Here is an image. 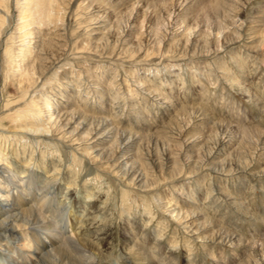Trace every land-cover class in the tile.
<instances>
[{
  "label": "rangeland",
  "instance_id": "1",
  "mask_svg": "<svg viewBox=\"0 0 264 264\" xmlns=\"http://www.w3.org/2000/svg\"><path fill=\"white\" fill-rule=\"evenodd\" d=\"M93 1L97 5L89 9L84 0H60L58 6L53 5L56 11L50 21L45 25L30 26L42 29V41L39 40L46 46L50 45L47 53L55 51V56L59 57L57 61L51 60L46 64L44 76L52 75L64 63L73 73V84L66 93L54 91V80L52 85H45L43 93L37 91L33 96L42 94L45 98L49 95L68 118L72 117L74 110L76 112L65 129L73 134L70 137L74 140L67 143L52 136L43 126L36 128L37 132L22 131L26 135L22 137L24 143L30 139L41 142L32 159L41 160V154L52 155L56 147L60 157L57 158L62 164L60 170L71 164V173H68L76 172L77 183L73 185L75 200L86 212L90 211L89 206L91 209L97 207L93 214L95 224L90 227V232L93 236L100 228L97 233L104 236L101 245L93 244L106 257L101 264H264V175L251 174L264 173V0H222L223 5L221 2L218 10L213 8L217 0ZM20 2L7 0L6 10L0 9V15L6 22L0 31V125H4L0 126V143L5 152L11 150L16 156L28 160V155L33 152L31 148L30 152L27 148L24 156L23 152L20 153L22 145L11 144L10 137H3L14 130L9 119L3 116L8 110L4 104L8 100L15 101L11 106L15 108L29 103H22L21 96L15 98V88L5 74L8 68L4 49L9 38L15 42L12 49L22 39L16 34ZM97 6L113 12L109 22L112 27L105 30L108 35H104V40L88 35V29L92 27H88V22L97 14ZM57 8L59 20L55 19ZM89 38L95 40L90 41ZM33 56H29V60ZM29 60L26 58L24 63ZM24 63L21 64L22 69ZM150 69L159 71L151 73ZM66 72L59 70L58 77L63 83L69 79H63ZM50 91L54 93L50 94ZM43 103L44 99L39 101L41 111L47 110L43 113L45 121L54 113V106L46 107ZM52 117L44 122L45 126L55 121L56 114ZM82 121L84 126L78 127ZM98 121L104 122V132H110L109 136L114 138L108 137L103 144L104 154L94 157L86 144L91 141L87 142L90 136L85 133ZM121 145H126V148H121ZM125 153L131 154L132 159L126 162ZM73 158L79 161L72 163ZM117 165L122 167V171ZM44 167L43 162V170L39 172L42 179L50 171ZM216 172L226 175L220 178L223 187L214 186L218 181L215 180ZM60 182L63 189L57 191L56 197L52 196L58 210L52 215L46 208L43 210L45 219L56 231H63L61 227L65 220L70 226L63 236V243L86 233V227H82L81 223L85 222H80L79 216L75 218V212H69L67 201L74 202L65 199L70 189L66 190L63 181ZM33 191L36 198L39 191L36 187ZM183 194L193 195L189 207L182 202L185 199ZM192 212L200 218L197 217L192 224L200 223L206 229L198 235L199 239L190 233L191 220L188 217ZM184 218L185 222L182 221ZM178 219H182L181 223ZM39 225L31 224L30 227L37 230L35 234L43 232L41 236L44 237L46 232L39 229ZM7 247L8 250H0V264H9L10 261L21 264L23 254L9 243ZM125 247L133 250L126 252L123 250ZM73 255L76 253L71 249L59 250L56 262L75 264L77 259Z\"/></svg>",
  "mask_w": 264,
  "mask_h": 264
},
{
  "label": "bare ground",
  "instance_id": "2",
  "mask_svg": "<svg viewBox=\"0 0 264 264\" xmlns=\"http://www.w3.org/2000/svg\"><path fill=\"white\" fill-rule=\"evenodd\" d=\"M22 2H20L18 4V25H17V33L18 35H20V38H22L18 44H16L14 46V49L11 48V46H13L15 44V42H13L12 37L9 38V43L6 45L5 49H4V54L6 57V65L7 68L6 69V79L9 80L12 85L15 88V92H14V96L15 98L21 96L20 98L23 99L22 103L25 101H28L29 103L24 106V107H11L13 106V102L15 101H7L4 104V108H7V113H3L5 118L9 119V124L12 126V128H14V130L10 131L8 134V136H3L5 137H10V143L13 144H20V146L22 145V151H20V153L22 154V152L24 153V156L26 155V150L28 148L29 152H30V148L33 150V152H31L30 155H28V157H30L28 160L27 159H23L19 156H16V154L9 150L7 152H5V150H3V146L0 143V250H8L7 247V243H9V245H12L13 247L15 246L17 251H20L23 256H22V262L21 264H57L56 262V255L57 252L59 250L62 249H71V251H74V253H76V255L73 257H75L76 262H74L75 264H101L104 263L106 260V257L104 256L103 252L99 251L98 249H96L93 244L96 243L99 245H101L102 241L104 240V236L101 234L99 235L97 232L100 231L98 228V231L95 233V235L92 236L91 232H90V227L95 224L94 219L95 216L94 214V210L97 209V207L92 208L91 206H89V210L90 211H83L82 205L78 204L77 200H75V196L76 193H74V189H73V185H75L77 182H75V176L74 174H76V172L72 175H70L69 172L70 171V167L71 164H68V167H66L64 170L61 169L62 164L59 162L60 158L58 155V150L56 147H54L53 149V154L50 156H45L43 154L40 155V158H33V153L34 150L39 147L40 145V140L39 139H30L27 140L25 143L23 142L22 137L26 136L23 134L22 131H27L29 129V131H34L37 132L40 126H43L42 128H47L48 133H50L52 136H57L58 139L62 140V141H72L74 139H72L70 136H72L73 134H71V132H67L65 129L66 127L69 126V124L71 123V118H74L76 115L75 110L73 111V115L72 117L68 118L69 116L65 114L61 113V110L59 109V107L57 106L58 103L55 102L54 100L51 101V97L48 95H45V98H43L42 96L44 95H40L37 94L36 96H33L34 93H36L37 91L39 93H43V88L45 87V85H52L54 83L55 80V85L52 87L53 89H55L54 91L62 92V93H66L68 88L71 87V85L73 84V79H72V75L73 73L71 71H69V66L67 68L66 64H62L59 65L54 72L52 73V75L50 76H44V71H46V64L47 63H51V60L57 61V58H59L58 56H55L57 54V52L55 53V51H50L49 53H47L48 47L50 45H45L44 42H41V30L39 27H30L32 25L38 26V25H45V22H48L52 19L53 17V13L56 11V8L53 5H57L59 4L60 0H20ZM86 2V8H92L94 6H96L97 4H94L93 0H84ZM110 0H106V2H108ZM172 1V0H171ZM63 2V1H62ZM105 2V3H106ZM180 2V1H179ZM222 0H217L216 1V5H214V9L216 8V10H218L220 8ZM230 3V2H229ZM61 4V3H60ZM108 4V3H107ZM162 4H164L162 2ZM6 5H7V0H0V9H5L6 10ZM113 5V4H112ZM223 5V2H222ZM225 5V4H224ZM58 6V5H57ZM101 6V5H100ZM97 6V14L95 16L90 17V22L89 26H92L91 28L88 29L89 33L88 35L91 37H96L97 40H100L104 37V35H108L105 30L109 27H112V24L110 25V21L112 20V15L113 12H111L110 10H105L102 7ZM164 6V5H163ZM172 6V5H171ZM104 7V6H103ZM85 8V7H84ZM85 8V9H86ZM95 8V7H94ZM110 8V7H109ZM112 8V7H111ZM110 8V9H111ZM114 8V6H113ZM137 8V7H136ZM186 8V7H185ZM206 8V6L204 5V9ZM224 8V7H223ZM57 16L55 17V19H58L60 17H58V11L59 8H57ZM89 9H87L89 11ZM203 9V10H204ZM113 10V9H111ZM207 10V9H206ZM226 10V9H225ZM167 11V10H166ZM87 12V11H85ZM122 12V11H121ZM211 13V11H209ZM207 12V13H209ZM228 12V11H227ZM238 12V11H237ZM236 12V13H237ZM89 13V12H88ZM95 14V13H94ZM205 14V13H204ZM217 14V12H216ZM121 15V14H120ZM166 15V13H165ZM58 17V18H57ZM125 17V16H124ZM146 17V16H145ZM158 17V16H157ZM208 17V16H207ZM119 18V17H118ZM123 18V17H122ZM210 18V17H209ZM221 18V17H220ZM226 18V17H225ZM117 19V17H116ZM152 19V17H151ZM213 19V18H212ZM59 20V19H58ZM193 20V19H192ZM147 21V20H146ZM201 21V20H200ZM119 22V21H117ZM186 22V21H185ZM5 22V18L3 17V15H0V31L2 30V27L4 25ZM87 23V22H86ZM125 23V22H124ZM152 23V22H151ZM183 22H180V24ZM207 25L208 22L206 21ZM212 23V22H211ZM115 26V25H114ZM119 26V25H117ZM151 26V25H149ZM198 26V25H197ZM230 26V25H229ZM129 27V26H128ZM142 27V26H141ZM144 27V26H143ZM190 27V26H187ZM186 27V31L188 32V28ZM216 27V26H215ZM34 28V29H33ZM85 28V27H84ZM87 28V26H86ZM149 28V27H148ZM152 28V27H151ZM183 28V26H182ZM185 28V27H184ZM202 28V27H201ZM222 28V27H221ZM146 29V28H145ZM180 29V28H179ZM240 29V28H239ZM111 30V29H110ZM149 30V29H148ZM151 30V29H150ZM178 30V28H177ZM194 30V29H193ZM200 30V29H199ZM121 31V30H120ZM130 31V28H129ZM147 31V30H146ZM154 31V30H153ZM167 31V30H166ZM251 31V30H250ZM184 32V31H182ZM199 32V31H198ZM220 32V30H219ZM186 33V32H185ZM196 33V32H195ZM224 33V32H223ZM44 34V33H43ZM110 34V32H109ZM149 34V33H148ZM179 34V33H178ZM221 34V33H220ZM105 35V37H106ZM206 35V34H205ZM211 35V34H210ZM208 35V37L210 36ZM218 35V34H217ZM126 36V35H125ZM151 37V34L149 35ZM261 36V35H260ZM44 37V36H43ZM99 37V38H97ZM111 37V34H110ZM143 37V35H142ZM186 37V36H185ZM189 37V36H188ZM230 37V36H229ZM89 38V39H90ZM90 39V41H93L95 39ZM123 38V37H122ZM125 38V37H124ZM254 38V37H253ZM32 39H34V42H32ZM41 41H40V40ZM106 39V38H105ZM120 39V38H119ZM118 39V40H119ZM127 39V38H125ZM125 39H123L125 41ZM142 39V38H141ZM202 39V38H201ZM238 39V37H237ZM36 40V41H35ZM66 40V39H65ZM104 40V38L102 39ZM111 40V39H110ZM122 40V39H121ZM140 40V39H139ZM203 40V39H202ZM161 41V40H160ZM163 41V40H162ZM204 41V40H203ZM223 41V39H222ZM229 41V40H228ZM237 41V40H236ZM253 41V40H252ZM51 42V41H50ZM96 41H94L95 43ZM107 42V41H106ZM135 42V41H134ZM138 42V40H137ZM227 42V41H226ZM251 42V41H250ZM89 43V42H88ZM93 43V42H91ZM98 43V42H97ZM111 43V42H110ZM122 43V41H121ZM130 43V42H129ZM141 43V42H140ZM152 43V42H151ZM178 43V42H177ZM208 43V42H207ZM261 43V42H260ZM142 44V43H141ZM140 44V45H141ZM180 44V43H179ZM206 44V43H205ZM30 45H32V47H30ZM62 45V44H61ZM107 45V44H106ZM125 45V44H124ZM139 45V43H138ZM156 45V44H155ZM178 45V44H177ZM184 45V44H183ZM208 45V44H207ZM206 45V46H207ZM223 45V44H222ZM52 46V45H51ZM55 46V45H53ZM94 46V45H93ZM145 46V45H144ZM158 46V45H157ZM164 46V45H163ZM194 46V45H193ZM197 46V45H195ZM224 46V45H223ZM253 46V45H252ZM89 47V46H88ZM103 47V46H102ZM121 47V46H120ZM133 47V46H131ZM166 47V46H165ZM205 47V45H204ZM56 48V47H54ZM53 48V49H54ZM65 48V47H64ZM110 48V47H108ZM124 48V47H123ZM149 48V47H148ZM178 48V47H177ZM192 48V47H191ZM200 48V47H199ZM202 48V47H201ZM206 48V47H205ZM204 48V50H205ZM63 49V48H60ZM78 49V48H77ZM81 49V47L79 48ZM86 49V48H85ZM96 49V46H95ZM100 49V48H99ZM102 49V48H101ZM113 49V48H111ZM120 49V48H119ZM140 49V48H139ZM138 49V50H139ZM216 49V48H215ZM55 50V49H54ZM58 50H59V46H58ZM57 50V51H58ZM66 50V49H65ZM91 50V49H90ZM125 50V48L123 49ZM142 50V49H140ZM84 51V50H83ZM101 51V50H100ZM103 51V50H102ZM129 51V50H128ZM133 51V50H132ZM130 51V52H132ZM143 51V50H142ZM141 51V52H142ZM186 51V50H185ZM191 51V50H189ZM39 52V53H38ZM60 52V50H59ZM58 52V53H59ZM82 52V51H81ZM129 52V53H130ZM212 52V51H211ZM62 53V52H60ZM113 53V52H112ZM111 53V54H112ZM116 53V52H115ZM118 53V52H117ZM157 53V52H156ZM32 54H34L32 60H29V56H32ZM97 54V53H96ZM110 54V55H111ZM163 54V53H162ZM48 55H51L52 59L48 57ZM61 55V54H60ZM59 55V56H60ZM99 55V54H98ZM130 55V54H129ZM142 55V54H141ZM198 55V54H197ZM200 55V54H199ZM66 56V55H65ZM64 56V57H65ZM100 56V55H99ZM115 56V55H114ZM113 56V57H114ZM119 56V55H118ZM161 56V55H160ZM174 56V55H172ZM155 57V56H154ZM29 60L28 62H26V64L24 63V60ZM80 58V57H79ZM86 58V57H85ZM110 58V57H109ZM122 58V57H121ZM125 58V57H124ZM182 58V57H181ZM214 58V57H213ZM18 59V60H16ZM60 59H62L60 57ZM106 59V58H105ZM134 59V58H133ZM59 61V59H58ZM127 61V60H126ZM175 62V61H174ZM22 63H24V69H22ZM54 63V62H53ZM62 63V62H61ZM98 64V62H97ZM152 64V63H151ZM50 65V64H49ZM133 65V64H132ZM143 65V64H142ZM56 66V65H55ZM66 66V67H65ZM71 67V65H70ZM55 68V67H54ZM160 68V67H159ZM185 68V67H184ZM81 69V68H80ZM90 69V67H89ZM59 70H61L62 72L68 71L66 73H64L63 79H68L66 77H69L68 81H66L65 83H63V81H61V78H59ZM95 70V69H94ZM137 70V69H136ZM86 71V70H85ZM126 71V70H125ZM148 71V70H147ZM151 73L153 72H158V70L155 69H150L149 70ZM91 72V71H90ZM132 73V72H131ZM113 75V74H112ZM156 75V74H155ZM180 76V75H179ZM91 77V76H90ZM112 77V76H111ZM59 78V79H58ZM115 78V77H114ZM72 79V80H71ZM40 83L39 85L37 83ZM110 82V81H109ZM171 81L169 80V83ZM175 82V81H173ZM118 83V82H117ZM131 83V82H130ZM145 83V82H143ZM160 83V82H159ZM105 84V83H104ZM143 85V84H142ZM162 85V84H161ZM110 86V85H109ZM144 86V85H143ZM158 86V85H157ZM94 87V86H93ZM129 87V86H128ZM138 87V86H137ZM152 87V86H151ZM155 87V86H154ZM161 87V86H160ZM241 87V86H240ZM153 88V87H152ZM158 88V87H157ZM24 89L27 91L25 92ZM58 89V90H56ZM103 89V87H102ZM128 89V88H127ZM149 89V87H148ZM147 89V90H148ZM161 89V88H160ZM69 91V90H68ZM54 93L53 91H50V94ZM46 94V93H44ZM49 94V93H47ZM151 94V93H150ZM40 95V96H39ZM54 95V94H53ZM62 96V95H61ZM141 96V95H140ZM151 97V96H150ZM9 98V96H8ZM12 98V97H10ZM25 99V100H24ZM44 99V103L43 105H45L46 107L48 106H54V113L56 114V118L55 121L52 124L46 123V126L44 125L45 121H48L49 119H53L52 115L48 116L45 121H43V113L46 111H41L40 108V104L39 101ZM54 99V98H53ZM61 102V101H60ZM54 104V105H50V104ZM57 105H56V104ZM69 104V103H68ZM68 106V105H67ZM160 106V105H159ZM45 107V108H46ZM51 108V107H50ZM64 108V107H63ZM48 109V108H47ZM62 109V108H61ZM193 111V110H192ZM191 111V112H192ZM183 114V113H182ZM196 115V114H195ZM141 116V115H140ZM139 116V117H140ZM82 118V117H81ZM144 118V117H143ZM195 119V118H194ZM87 120V119H86ZM92 120V119H90ZM149 120V119H148ZM53 121V120H52ZM85 121V120H84ZM62 125H61V124ZM90 123V122H89ZM58 124H60L58 126ZM73 124V123H72ZM86 124V123H85ZM108 124V123H107ZM75 125V123H74ZM80 125H83V121L78 123L77 126L79 127ZM97 125V126H96ZM93 125L92 128L88 129V131L85 133L87 136H90L88 138L85 137L84 138L88 139L86 143L89 145L88 149L89 151L91 150L92 153H94V157L96 156H101L102 154H104V147L103 144L106 142V139L108 137H111V135L109 136L110 132H104V122H99ZM142 125V124H141ZM1 127H3L4 125H0ZM108 126V125H106ZM222 127V126H221ZM87 128V126H86ZM85 128V129H86ZM77 129V128H76ZM79 129V128H78ZM219 129V128H218ZM16 130V131H15ZM62 130H65V132H63ZM80 130V129H79ZM215 130V129H214ZM44 131V130H43ZM60 131H62L63 133H60ZM69 131V130H68ZM78 131V130H77ZM79 132V131H78ZM113 132V130H112ZM174 132V131H173ZM223 132V131H222ZM57 133V134H56ZM82 133V132H81ZM115 133V131L113 132ZM118 134H121L119 132H117ZM150 133V132H149ZM148 133V134H149ZM214 132H212L213 134ZM229 133V131H228ZM227 133V134H228ZM71 134V135H70ZM80 135V133H78ZM112 134V133H111ZM152 134V133H151ZM155 134V133H154ZM218 134V133H217ZM19 136V138H16L15 136ZM75 135H77L75 133ZM123 135V134H122ZM126 135V134H124ZM146 135V134H145ZM81 136V135H80ZM127 136V135H126ZM129 136V135H128ZM209 136V135H208ZM214 136V135H213ZM261 136V135H260ZM125 136H123L124 138ZM77 138V137H76ZM111 138H114L111 137ZM119 138V137H118ZM122 138V139H123ZM131 138V136H130ZM217 138V137H216ZM82 139V138H81ZM120 139V138H119ZM132 139V138H131ZM130 139V140H131ZM137 139V138H136ZM154 139V138H153ZM245 139V138H244ZM249 139V138H248ZM76 140V139H75ZM117 140V139H116ZM128 140V137H127ZM146 140V139H145ZM210 140V139H209ZM82 141V140H81ZM79 141V142H81ZM85 141V139H84ZM110 141V140H109ZM114 141V140H113ZM121 141V140H120ZM126 141V140H125ZM136 141V140H134ZM148 141V140H147ZM146 141V142H147ZM78 142V141H77ZM76 142V143H77ZM67 143V142H66ZM75 143V144H76ZM113 143V142H112ZM121 143V142H120ZM125 143V142H124ZM123 143V144H124ZM133 143V142H132ZM131 143V145H132ZM165 143V142H164ZM82 144H84V142L82 141ZM117 144V143H116ZM168 144V143H167ZM202 144V143H201ZM209 144V143H208ZM216 144V143H215ZM112 145V144H111ZM127 145V144H126ZM125 145V146H126ZM137 145V144H136ZM223 145V144H222ZM243 145V144H241ZM257 145V144H256ZM86 146V145H85ZM113 146V145H112ZM122 146V145H121ZM124 146V147H125ZM142 146V145H141ZM159 146V144H158ZM166 146V145H165ZM204 146V145H203ZM212 146V145H211ZM246 146V145H245ZM75 147V146H74ZM86 147V148H87ZM111 147V146H109ZM108 147V148H109ZM118 147V146H117ZM116 147V148H117ZM123 146L121 148H124ZM130 147V146H129ZM132 147V146H131ZM167 147V146H166ZM216 147V146H214ZM114 148V146H113ZM115 148V149H116ZM126 148V147H125ZM213 148V146H212ZM82 149V148H81ZM207 149V148H206ZM209 149V148H208ZM80 150V149H79ZM104 150V151H103ZM113 150V149H111ZM127 150V149H126ZM124 150V152L126 151ZM205 150V149H204ZM248 150V149H247ZM88 151V152H89ZM128 151V150H127ZM126 151V152H127ZM160 151V150H159ZM28 152V154H29ZM86 152V151H85ZM114 152H116L114 150ZM161 152V151H160ZM230 152V151H229ZM233 152V151H232ZM108 153V150H107ZM132 153V152H131ZM205 153V152H204ZM237 153V152H236ZM252 153V152H251ZM116 154V153H115ZM162 154V153H161ZM215 154V153H214ZM92 155V154H91ZM107 155V154H106ZM112 155V154H111ZM110 155V156H111ZM114 155V153H113ZM118 155V153H117ZM121 155V154H120ZM126 155V153H125ZM131 155V154H130ZM130 155H126V157H124V160L127 162L130 158L132 159V157H130ZM231 155V154H230ZM58 156V158H57ZM134 156V155H133ZM236 156V155H235ZM93 157V158H94ZM108 157V155H107ZM113 157V156H111ZM117 157V156H116ZM115 157V158H116ZM120 157V156H118ZM158 157V156H157ZM161 157V156H160ZM244 157V156H243ZM256 157V156H255ZM47 158H49L47 160ZM92 158V157H91ZM103 158V157H102ZM193 158V157H192ZM245 158V157H244ZM106 159V158H103ZM109 159V157H108ZM121 159V157H120ZM160 159V158H159ZM207 159V158H206ZM242 159V158H241ZM250 159V157H249ZM252 159V158H251ZM257 159V158H256ZM58 160V162H56ZM93 160V159H92ZM95 160V158H94ZM98 160V159H97ZM111 160V159H110ZM114 160V159H113ZM112 160V161H113ZM146 160V159H145ZM191 160V159H190ZM193 160V159H192ZM220 160V159H219ZM45 163V167L44 170H50L48 172H46V174H49L47 177H45L44 179L41 178L39 172H41L43 170L42 168V163ZM46 161V162H45ZM79 160L76 159H72V163L76 162ZM104 161V160H103ZM106 161V160H105ZM206 161V160H205ZM96 162V161H95ZM102 162V160L100 161ZM111 162V161H110ZM124 162V161H123ZM130 163V162H129ZM133 163V162H132ZM135 163V162H134ZM194 163V162H193ZM260 163V162H259ZM76 164V163H75ZM119 164V163H118ZM123 164V163H122ZM126 164V163H125ZM131 164V163H130ZM222 164V163H221ZM237 164H241V163H237ZM111 165V164H110ZM108 165V166H110ZM114 165V164H113ZM121 165V164H120ZM117 165V168L119 167V169L121 170V166ZM224 165V164H223ZM244 165V164H243ZM257 165V164H256ZM70 166V167H69ZM112 166V165H111ZM115 166V165H114ZM123 166V165H122ZM130 166V165H128ZM135 166V165H134ZM221 166V165H220ZM242 166V165H241ZM249 166V165H248ZM254 166V165H253ZM113 167V166H112ZM124 167V166H123ZM133 167V166H132ZM139 167V166H138ZM177 167V166H176ZM190 167V166H189ZM235 167V166H234ZM240 167V166H238ZM115 168V167H114ZM113 168V169H114ZM192 168V167H191ZM200 168V166H199ZM199 168H196L199 169ZM243 168V167H241ZM246 168V167H245ZM244 168V169H245ZM248 168V167H247ZM252 168V167H251ZM249 168V170L251 169ZM256 168V167H255ZM76 169V168H74ZM79 169V168H78ZM116 169V168H115ZM124 169V168H123ZM137 169V168H136ZM190 169V168H189ZM188 169V170H189ZM193 169V168H192ZM223 169V168H222ZM230 169H232L230 167ZM237 169V168H236ZM263 169V168H262ZM128 170V169H127ZM132 170V169H131ZM131 170H129L131 172ZM134 170V169H133ZM139 170V169H138ZM137 170V171H138ZM186 170V169H185ZM191 170V169H190ZM195 170V168H194ZM193 170V171H194ZM235 170V169H233ZM73 171V170H72ZM122 171V170H121ZM147 171V170H146ZM229 171V170H228ZM69 172V173H68ZM118 172V171H116ZM115 172V173H116ZM231 173V171H229ZM235 172V171H234ZM251 172V170L249 171ZM114 173V171H113ZM123 173V172H122ZM193 173V172H192ZM198 173V172H197ZM217 173V172H216ZM215 173V180L218 179V181L216 180L214 183V186H221L220 185V178L222 177H226V175H224L222 172L221 173ZM226 173V172H225ZM239 173V172H236ZM262 174L264 175L263 171H259V172H251V174ZM39 174V175H38ZM121 174V173H119ZM118 174V176H119ZM146 174V173H145ZM175 174V171H174ZM191 174V173H190ZM227 174V173H226ZM80 175V174H79ZM123 175V174H122ZM126 175V174H124ZM137 175V174H136ZM135 175V176H136ZM141 175V174H140ZM229 175V174H228ZM227 175V176H228ZM146 176V175H145ZM195 176V175H194ZM125 177V176H124ZM132 177V176H131ZM73 178V179H72ZM155 178V177H154ZM124 179V178H122ZM137 180V179H135ZM34 181V182H32ZM36 181V182H35ZM60 181H63V185H65L66 190L70 189L66 195L69 194V197H67L65 195V199H72L73 200V204L70 203L69 201H67L68 203L66 205L69 206V212L73 213L75 212L76 216L75 218L80 219V222H85V223H81L82 227H86V233H84L83 235H77L74 239L69 238L67 241H63V236L66 235L68 233V229L70 226H68V224L66 223L65 220V224L62 225V229L63 231H56L52 226V224L50 223V221H48V219H45V211L43 210V208H46V211L49 212L50 215L53 214V212L57 209V204L55 203V201L53 200L54 197H56V193L58 190L63 189L62 184ZM77 181V180H76ZM135 182V181H134ZM217 182V183H216ZM223 182V181H222ZM212 183V182H211ZM131 185V184H130ZM201 183L198 182V186H200ZM224 185V184H223ZM234 185V184H233ZM150 186V185H149ZM34 187H36L39 191V193H37L36 198H34V196L32 195V193H34L33 189ZM72 187V188H71ZM223 187V186H221ZM220 188V187H219ZM213 189V187H212ZM65 190V189H64ZM143 190V189H142ZM179 191V190H178ZM64 192V191H63ZM62 192V193H63ZM222 192V191H221ZM52 193V195H51ZM65 193V192H64ZM226 193V192H225ZM185 195V199L182 200V202H184V204L186 206H190L189 201L193 200V195H189V194H183ZM182 195V196H183ZM222 195L225 196L224 192H222ZM52 196H54L52 198ZM217 196V195H216ZM87 197H92L91 195H87ZM159 197V196H158ZM227 197V195H226ZM63 198V196H62ZM64 199V200H65ZM67 199V200H68ZM161 200V199H158ZM167 200V199H165ZM229 200V198H228ZM164 201V200H163ZM58 202V201H56ZM166 202V201H165ZM169 203H172V200L168 201ZM34 204L36 205V208H34ZM174 205V204H173ZM61 206V205H59ZM169 206H172L171 204ZM165 208V207H164ZM186 208V207H185ZM169 210V209H168ZM167 210V211H168ZM189 210V209H188ZM162 211V210H161ZM191 211V210H190ZM172 212V211H171ZM178 212V211H177ZM63 213V212H62ZM182 213V212H181ZM190 213V212H189ZM61 214V213H60ZM168 214V213H167ZM179 214V213H178ZM184 215V214H182ZM188 215V214H187ZM55 216V215H54ZM73 216V215H72ZM173 216V214H172ZM171 216V217H172ZM176 216V214H175ZM191 216V217H190ZM188 218H190L191 223L189 225L190 233L192 232L193 235L196 236L197 239H199L200 236H198L200 233L204 232L205 226L203 227V225L199 224H192L194 223L199 217L198 215H196V213L193 214V212L191 213ZM174 217V216H173ZM179 217V216H177ZM198 217V218H197ZM69 218V217H68ZM97 218V217H96ZM192 218V219H191ZM177 219V218H176ZM185 219V218H184ZM182 219H178L177 221L180 222V220L182 221H186ZM200 219V218H199ZM53 220V219H52ZM61 221V220H60ZM124 221V220H123ZM176 221V220H175ZM201 221V220H200ZM42 222V223H41ZM44 222V223H43ZM48 222V223H45ZM206 222V221H205ZM204 222V223H205ZM181 223V222H180ZM203 223V222H202ZM32 225L35 224H40L39 225V229H43L46 233H44V237L41 236V234L43 235V232L41 234H35V232L37 230H33V226L30 227ZM134 224V223H133ZM207 224V223H206ZM205 225V224H204ZM184 226V225H183ZM187 226V225H185ZM103 226H101L102 229ZM192 227V228H191ZM57 228V227H56ZM131 230L132 226L129 227ZM184 228V227H183ZM124 229V228H123ZM212 229V228H211ZM186 230V229H185ZM184 231V230H183ZM206 232V231H205ZM208 232V231H207ZM40 233V232H39ZM225 233V232H223ZM221 234V233H220ZM225 235V234H224ZM202 236H204L202 234ZM214 236V235H213ZM93 238V239H92ZM201 238H205V237H201ZM92 239V241H91ZM211 239V238H210ZM207 240V239H206ZM17 242V244H16ZM35 243V248L33 247L32 249V243ZM128 242V241H127ZM217 242V241H216ZM62 243V244H61ZM159 243V242H158ZM129 244V243H128ZM127 246V243L125 244ZM35 249V250H34ZM126 252H131L133 249L131 247H125L123 249ZM66 255V253H65ZM145 255V254H144ZM70 257V255L68 256ZM61 260V259H60ZM8 261V260H7ZM24 261V262H23ZM63 261V260H62ZM70 261V260H69ZM56 262V263H55ZM64 262V261H63ZM18 263V262H17ZM60 263V262H59ZM69 263V262H67ZM9 264H16V263H10Z\"/></svg>",
  "mask_w": 264,
  "mask_h": 264
}]
</instances>
